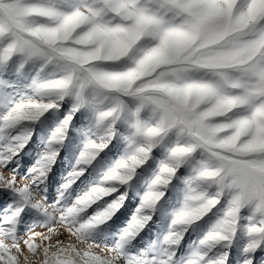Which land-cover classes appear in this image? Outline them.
<instances>
[{
  "label": "snow or ice",
  "instance_id": "6c2138e0",
  "mask_svg": "<svg viewBox=\"0 0 264 264\" xmlns=\"http://www.w3.org/2000/svg\"><path fill=\"white\" fill-rule=\"evenodd\" d=\"M0 264H264V0H0Z\"/></svg>",
  "mask_w": 264,
  "mask_h": 264
},
{
  "label": "rangeland",
  "instance_id": "374dc122",
  "mask_svg": "<svg viewBox=\"0 0 264 264\" xmlns=\"http://www.w3.org/2000/svg\"><path fill=\"white\" fill-rule=\"evenodd\" d=\"M26 164L28 163V161L25 162Z\"/></svg>",
  "mask_w": 264,
  "mask_h": 264
}]
</instances>
